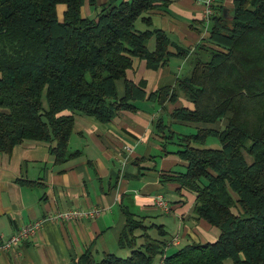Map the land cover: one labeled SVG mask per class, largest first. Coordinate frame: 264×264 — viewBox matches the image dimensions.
<instances>
[{
	"label": "trees",
	"instance_id": "trees-1",
	"mask_svg": "<svg viewBox=\"0 0 264 264\" xmlns=\"http://www.w3.org/2000/svg\"><path fill=\"white\" fill-rule=\"evenodd\" d=\"M85 1L94 6L92 16L80 13ZM167 1L0 0V151L39 140L63 161L78 152L67 148L75 113L105 122L119 110L134 109L146 90L143 80L125 77L132 58L156 68L173 53L170 45L186 54L162 29L135 26L137 18L150 24L144 14ZM210 19L208 37L187 57L188 72L148 98L162 105L181 95L190 102L175 106L171 119L225 121L175 134L174 149L166 151L186 165L161 175L194 192L195 217L216 226L217 238L166 253V232L151 236L144 230L137 243L142 219L123 209L118 244L129 253L97 257L87 248L73 264H153L156 257L160 264H225L227 258L232 264H264V0H233L231 8L215 0ZM121 77L124 92L118 95L115 80ZM156 126L162 133L166 123L158 118Z\"/></svg>",
	"mask_w": 264,
	"mask_h": 264
},
{
	"label": "crops",
	"instance_id": "crops-1",
	"mask_svg": "<svg viewBox=\"0 0 264 264\" xmlns=\"http://www.w3.org/2000/svg\"><path fill=\"white\" fill-rule=\"evenodd\" d=\"M104 1L96 0V5ZM219 1L226 8L232 7L233 0ZM60 8L59 17L64 5ZM94 12V6L87 1L80 8L82 16H92ZM203 13V0H168L144 14L150 24L136 19V28L162 29L186 54H179L170 45L173 53L156 68L133 57L125 77L134 82L143 80L145 97L135 102L134 109L119 110L105 122L75 113L67 148L78 150L76 154L56 161L46 142L32 139L15 144L10 152L0 151V242L20 225L41 220L36 235L0 251V264H73L87 248L97 257L103 252L127 255L129 248L118 244L126 221L123 209L142 219L145 228L136 230L137 243L143 239L144 230L151 236L166 232L167 241H171L166 253L191 241L217 238L216 226L195 217L194 192L172 179L162 180L161 175L182 171L186 165L176 154L166 151L174 149L175 134L188 133L185 129L194 130L197 126H222L225 121L208 124L171 119L168 113L175 106H188L190 102L181 95L162 105L148 98L151 92L172 86L178 76L188 72L189 53L209 35L211 19H205ZM146 46L154 49V35ZM125 77L115 80L118 95L124 92ZM158 118L166 123L162 133L156 126ZM169 132L174 137L166 138ZM208 141L217 145L213 139ZM159 192L166 199L168 210L155 205L154 195ZM90 206L101 209L92 218L59 221L51 217L58 210ZM157 224H162V228ZM160 263L159 258L154 259L153 264Z\"/></svg>",
	"mask_w": 264,
	"mask_h": 264
},
{
	"label": "built area",
	"instance_id": "built-area-1",
	"mask_svg": "<svg viewBox=\"0 0 264 264\" xmlns=\"http://www.w3.org/2000/svg\"><path fill=\"white\" fill-rule=\"evenodd\" d=\"M214 2L215 0H203L204 5V17L205 19H209L211 15L214 13ZM154 203L155 205L162 209L168 210V204L162 193H156L154 195ZM100 208L97 206H90L88 208H79V207H71L63 210H58L54 213L53 217L59 221H68L71 219H78V218H92L100 212ZM41 228V220H34L25 224L20 225V227L11 234L8 238L3 239L0 242V251L9 248L13 243L30 239ZM173 243L176 242L175 239L172 241Z\"/></svg>",
	"mask_w": 264,
	"mask_h": 264
},
{
	"label": "rangeland",
	"instance_id": "rangeland-1",
	"mask_svg": "<svg viewBox=\"0 0 264 264\" xmlns=\"http://www.w3.org/2000/svg\"><path fill=\"white\" fill-rule=\"evenodd\" d=\"M60 6H62V4H59L58 5V7H57V10H58V13L60 14L61 13V8H60ZM185 128H187V127H185ZM184 128V129H185ZM186 131H188V132H191V131H193V129L191 130L190 128H188V129H185ZM161 216H164V215H161ZM166 217V216H165ZM120 253V252H119ZM119 253H117L118 255H120ZM122 254V253H121ZM120 256H124V255H120ZM157 259V257L155 258V260ZM224 263L225 264H232V260L230 259V258H227V259H225V261H224Z\"/></svg>",
	"mask_w": 264,
	"mask_h": 264
},
{
	"label": "water",
	"instance_id": "water-1",
	"mask_svg": "<svg viewBox=\"0 0 264 264\" xmlns=\"http://www.w3.org/2000/svg\"><path fill=\"white\" fill-rule=\"evenodd\" d=\"M224 12H226V9L224 10Z\"/></svg>",
	"mask_w": 264,
	"mask_h": 264
}]
</instances>
